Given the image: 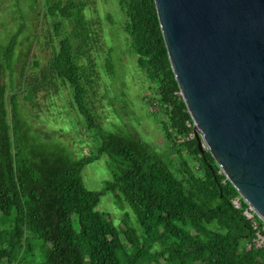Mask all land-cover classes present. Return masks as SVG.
<instances>
[{
	"label": "trees",
	"instance_id": "1",
	"mask_svg": "<svg viewBox=\"0 0 264 264\" xmlns=\"http://www.w3.org/2000/svg\"><path fill=\"white\" fill-rule=\"evenodd\" d=\"M3 1L10 2L12 22L19 23L0 40V264H264V248H246L254 234L243 213L248 203L234 206L240 193L196 138L155 1L119 4L127 16L130 50L154 84L149 103L176 159L162 156L135 131L106 130L93 114L87 84L96 72L92 59L80 61L88 40L80 0H45L59 40L49 67L72 86L74 103L98 145L76 159L59 144L37 140L19 113L13 76L7 80L35 0H0V9ZM69 22L73 36L66 30ZM76 39L82 44L75 45ZM103 155L111 177L102 189L91 190L82 171ZM107 193L128 204L142 235L128 218L118 227L110 213L97 209ZM32 239L42 241L45 255L32 257Z\"/></svg>",
	"mask_w": 264,
	"mask_h": 264
},
{
	"label": "rangeland",
	"instance_id": "2",
	"mask_svg": "<svg viewBox=\"0 0 264 264\" xmlns=\"http://www.w3.org/2000/svg\"><path fill=\"white\" fill-rule=\"evenodd\" d=\"M80 1L85 3L83 15L88 28V40L83 48L86 54L81 55L80 61L86 65L89 58L92 59L96 72L87 84V99L93 114L106 130L135 131L162 156L176 159L177 152L164 137L160 119L154 114L156 109L149 103L154 84L139 67L137 55L130 50L129 38L124 31L127 16L119 0ZM9 4V1H3L1 5L0 40L19 23V20L12 22ZM29 12L32 19L26 18L28 28L20 38L13 73L7 75V80L10 83L11 75L15 80L19 113L30 125L31 134L51 146H63L73 158H81L96 148L98 141L92 137V130L74 103L72 86L50 70L49 61L59 40L54 36V20L46 15L45 0H35L34 8ZM66 27L73 36L72 23ZM25 36H29L28 39ZM79 44L82 41L76 39L75 45ZM31 90L34 92L29 100L26 96ZM8 91L9 95L13 92L10 86ZM183 154L187 156L185 151ZM108 160V156L103 155L83 169V180L89 189H102L104 181L111 177ZM97 209L110 213L118 227L124 218H128L138 233L143 234L131 208L120 202L115 194L103 195ZM41 242L31 240L32 257L45 255ZM45 247L50 248V244Z\"/></svg>",
	"mask_w": 264,
	"mask_h": 264
},
{
	"label": "water",
	"instance_id": "3",
	"mask_svg": "<svg viewBox=\"0 0 264 264\" xmlns=\"http://www.w3.org/2000/svg\"><path fill=\"white\" fill-rule=\"evenodd\" d=\"M154 1L201 149L264 220V0Z\"/></svg>",
	"mask_w": 264,
	"mask_h": 264
},
{
	"label": "built area",
	"instance_id": "4",
	"mask_svg": "<svg viewBox=\"0 0 264 264\" xmlns=\"http://www.w3.org/2000/svg\"><path fill=\"white\" fill-rule=\"evenodd\" d=\"M243 197L236 196L232 201L237 209L242 208ZM243 213L247 220L251 223L253 229V237L246 243V248H264V220L257 214L253 207L247 204L243 209Z\"/></svg>",
	"mask_w": 264,
	"mask_h": 264
}]
</instances>
